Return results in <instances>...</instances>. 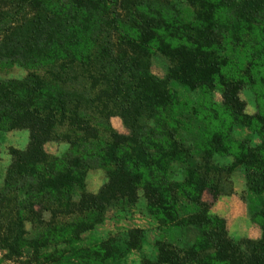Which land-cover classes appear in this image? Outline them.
Segmentation results:
<instances>
[{
    "label": "trees",
    "instance_id": "obj_1",
    "mask_svg": "<svg viewBox=\"0 0 264 264\" xmlns=\"http://www.w3.org/2000/svg\"><path fill=\"white\" fill-rule=\"evenodd\" d=\"M158 54L195 100L151 74ZM15 68L27 75L0 81V142L24 131L28 144L9 150L0 264H122L142 248L141 230L122 243L83 235L140 200L164 230L197 232L188 247L160 242L147 264H264V0H0V72ZM49 143L66 151L51 156ZM92 169L106 175L96 194ZM238 169L261 238L236 244L211 208Z\"/></svg>",
    "mask_w": 264,
    "mask_h": 264
},
{
    "label": "rangeland",
    "instance_id": "obj_2",
    "mask_svg": "<svg viewBox=\"0 0 264 264\" xmlns=\"http://www.w3.org/2000/svg\"><path fill=\"white\" fill-rule=\"evenodd\" d=\"M170 62L161 55H155L151 59V74L167 81L169 88L177 92L180 99L195 100L196 93H190L181 86L173 83L168 78ZM27 73L24 70L15 68L10 71L0 72V81L23 79ZM241 99L246 104V113L255 114L253 97L248 89L241 92ZM216 101H220V96L216 95ZM112 128L121 135H129V131L124 127L122 120L114 117L110 121ZM234 138L238 140L248 139L252 146L259 144L258 138L247 131L238 130L234 133ZM28 144V134L24 131H12L6 135V141L0 142V189L3 186L6 170L11 163L9 155L10 149L24 150ZM46 151L51 156H60L66 151L64 144L49 143ZM213 165L223 169L231 164L230 159L215 158ZM105 172L100 169H92L87 177V190L89 193L96 194L105 184ZM221 196L212 205L211 214L218 216L226 221L227 230L230 238L236 244L243 240L258 241L261 238V230L250 217L248 210V195L246 192V172L244 169H238L229 178L224 176L220 187ZM204 200L211 203L209 195L204 196ZM182 214H184V204L181 205ZM139 229L143 232L144 243L139 251H134L123 260L122 264H147L154 263L157 258L158 245L160 242H166L178 247L190 246L197 232L193 228L179 231L164 230L148 214L142 200L134 206L115 205L106 213L104 221L92 232L83 235V241L86 244L113 239L115 242L122 243L129 231ZM0 253V258H1ZM22 263H27V259Z\"/></svg>",
    "mask_w": 264,
    "mask_h": 264
}]
</instances>
